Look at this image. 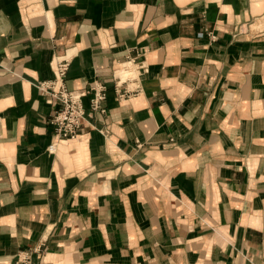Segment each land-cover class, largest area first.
Masks as SVG:
<instances>
[{
	"label": "crops",
	"instance_id": "obj_1",
	"mask_svg": "<svg viewBox=\"0 0 264 264\" xmlns=\"http://www.w3.org/2000/svg\"><path fill=\"white\" fill-rule=\"evenodd\" d=\"M64 56L69 89L109 90L57 140L39 84ZM124 64L141 90L121 99ZM25 250L32 264H264V0H0V264Z\"/></svg>",
	"mask_w": 264,
	"mask_h": 264
},
{
	"label": "built area",
	"instance_id": "obj_2",
	"mask_svg": "<svg viewBox=\"0 0 264 264\" xmlns=\"http://www.w3.org/2000/svg\"><path fill=\"white\" fill-rule=\"evenodd\" d=\"M250 25L241 24L234 33L235 36H250L252 29ZM203 33H201L202 35ZM70 65L69 57H61L57 60L56 75L52 80L42 81L39 84L42 94L47 101L59 105L51 118L54 124V136L59 139L75 138L80 135L84 120L87 116V108L84 98L89 96V110L91 112L106 111L104 103L107 99L108 85L100 79L83 90H71L66 86L65 79ZM114 71V89L119 98L124 99L137 95L141 90L138 80L137 69L130 64L123 66V72ZM57 142L54 141L49 150L56 149ZM13 264H32V251L25 250L19 253L18 259Z\"/></svg>",
	"mask_w": 264,
	"mask_h": 264
},
{
	"label": "rangeland",
	"instance_id": "obj_3",
	"mask_svg": "<svg viewBox=\"0 0 264 264\" xmlns=\"http://www.w3.org/2000/svg\"><path fill=\"white\" fill-rule=\"evenodd\" d=\"M255 25V24H254ZM251 26V25H250ZM238 28V27H237ZM252 29V33H251V35H250V37L251 36H253V35H255L257 32H258V29H254V26H252V27H250V30ZM236 37H238V36H236Z\"/></svg>",
	"mask_w": 264,
	"mask_h": 264
},
{
	"label": "bare ground",
	"instance_id": "obj_4",
	"mask_svg": "<svg viewBox=\"0 0 264 264\" xmlns=\"http://www.w3.org/2000/svg\"><path fill=\"white\" fill-rule=\"evenodd\" d=\"M254 26V29H259L260 27L258 26V23H256Z\"/></svg>",
	"mask_w": 264,
	"mask_h": 264
}]
</instances>
